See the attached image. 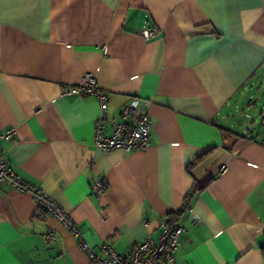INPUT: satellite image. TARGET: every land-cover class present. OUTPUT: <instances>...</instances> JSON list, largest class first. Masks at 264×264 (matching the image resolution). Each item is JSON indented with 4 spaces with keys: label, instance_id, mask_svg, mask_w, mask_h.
Returning a JSON list of instances; mask_svg holds the SVG:
<instances>
[{
    "label": "crops",
    "instance_id": "obj_1",
    "mask_svg": "<svg viewBox=\"0 0 264 264\" xmlns=\"http://www.w3.org/2000/svg\"><path fill=\"white\" fill-rule=\"evenodd\" d=\"M84 74L107 93L105 132L147 102L148 147L94 146L96 98L62 95ZM262 112L264 0H0V131L15 127L2 156L95 251L158 240L198 188L175 219L176 263L264 264ZM88 263L69 228L0 182V264Z\"/></svg>",
    "mask_w": 264,
    "mask_h": 264
},
{
    "label": "built area",
    "instance_id": "obj_2",
    "mask_svg": "<svg viewBox=\"0 0 264 264\" xmlns=\"http://www.w3.org/2000/svg\"><path fill=\"white\" fill-rule=\"evenodd\" d=\"M156 28L146 24L141 32L144 38L154 35ZM63 96L92 95L96 98L100 112L95 121L94 146L102 150L134 151L143 150L150 144L151 124L147 112V102L140 97H132L120 111V120L115 122L108 132H105L106 122L110 119L107 112V93L102 89L91 74H84L77 86H69L62 92ZM264 119V112H262ZM15 135V127H7L0 131V182L9 180L13 188L32 196V199L46 213L57 218L77 236L80 247L89 256L88 264H177L175 252L179 245V237L184 225L167 218L159 220L160 235L153 240L149 235L134 244L126 254H118L108 241L102 242L98 251L92 249L82 238L76 224L56 202L47 197L34 184L14 172L13 166L4 160L3 143L9 142ZM105 183L100 176L93 182L92 192L100 195L105 190ZM264 234V225H262Z\"/></svg>",
    "mask_w": 264,
    "mask_h": 264
},
{
    "label": "trees",
    "instance_id": "obj_3",
    "mask_svg": "<svg viewBox=\"0 0 264 264\" xmlns=\"http://www.w3.org/2000/svg\"><path fill=\"white\" fill-rule=\"evenodd\" d=\"M198 188H195L194 190L190 191V193H188V195L186 196L185 198V201H184V205H182V207L180 209H178L174 215L170 216L169 217V221H175L176 219V216H179L181 211H182V208L184 207H188L189 206V203H190V200L191 198L193 197V194L195 191H197Z\"/></svg>",
    "mask_w": 264,
    "mask_h": 264
}]
</instances>
